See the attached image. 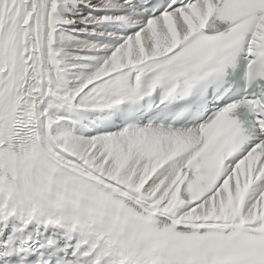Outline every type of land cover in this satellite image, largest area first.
Here are the masks:
<instances>
[{
	"label": "snow or ice",
	"instance_id": "obj_1",
	"mask_svg": "<svg viewBox=\"0 0 264 264\" xmlns=\"http://www.w3.org/2000/svg\"><path fill=\"white\" fill-rule=\"evenodd\" d=\"M0 264H264V0H0Z\"/></svg>",
	"mask_w": 264,
	"mask_h": 264
}]
</instances>
